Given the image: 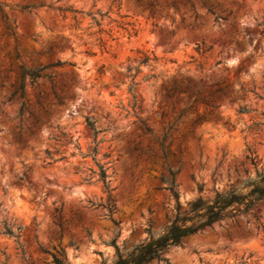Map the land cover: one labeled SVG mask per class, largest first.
<instances>
[{
	"label": "rangeland",
	"instance_id": "374dc122",
	"mask_svg": "<svg viewBox=\"0 0 264 264\" xmlns=\"http://www.w3.org/2000/svg\"><path fill=\"white\" fill-rule=\"evenodd\" d=\"M0 3L16 31L7 33L0 10V264H56L53 254L65 264H110L115 246L130 250L172 220L171 171L182 210L264 172V97L240 91L244 84L264 93V0ZM27 4L35 7L22 10ZM57 7L76 9L78 23ZM98 13L101 25L90 24L88 14ZM57 61L53 83L24 79L22 99V66ZM218 80L233 100L209 107L204 100ZM240 105L249 112L238 113ZM87 116L103 130L96 159L108 168L111 214L97 206L106 198L97 164L80 154L94 146ZM164 134L167 159L156 139ZM253 212L263 227L252 215L226 218L148 264H264V202Z\"/></svg>",
	"mask_w": 264,
	"mask_h": 264
},
{
	"label": "trees",
	"instance_id": "16d2710c",
	"mask_svg": "<svg viewBox=\"0 0 264 264\" xmlns=\"http://www.w3.org/2000/svg\"><path fill=\"white\" fill-rule=\"evenodd\" d=\"M45 4H40V6H44ZM204 6L208 9L209 12L216 16V19L222 18L218 14L214 13L210 6L206 2H204ZM35 5H24L21 6V9L31 10ZM49 8H53L51 5H48ZM58 11H60L63 15V18H67V13H71L72 17L77 21L76 13L78 12L76 9L72 7H57ZM0 10L2 12V16L4 19L5 29L7 33L11 36H16L15 26L9 22V18L3 12V6L0 3ZM90 16L91 22L90 24L100 26L101 20L105 14L98 13L96 14H88ZM14 23V22H13ZM197 49L202 52L205 50L198 45ZM147 59H144L141 63L145 62ZM62 62L57 61L54 63L42 64L35 66H22L21 68V83L19 85L18 91H20V96L24 99L25 95V84L24 79L28 77L32 83L36 82L39 78H46L51 83H53L54 79V67L61 66ZM48 69H52L51 72H46ZM138 72V69H137ZM137 84L134 82V75H131V82L129 85L130 91L133 93L134 98L135 95V86ZM53 86V85H52ZM187 89H191L189 86ZM176 87H173L171 90H168V95L171 93L174 94ZM199 89L195 92V94L199 93ZM240 91L243 96H246L248 92H252L259 98L264 97V93L262 95H258L255 87H246L244 84L240 86ZM54 96L58 101V104H63V96L56 94L54 92ZM210 100H204L205 104L209 107H219L216 104L217 100H229L232 101L229 84L225 82V80H218L212 84V90L209 93ZM192 98V97H190ZM197 99L194 100L196 102ZM38 104L41 106L43 112L46 115H50V110L47 106H44L43 103L38 99ZM27 110L25 101L23 100L21 105V111ZM238 113H247L249 109L245 106H239L237 109ZM262 118L259 121V124L264 126V113H261ZM87 126L92 130L94 136V146L92 151L87 153L81 152L82 157L91 156L92 159L98 166V171L93 172L97 176V180L102 183L104 192L106 193V198L103 203L97 204V206H102L105 208L109 214L115 211L116 202L114 195L112 193L113 188L111 187V180L108 175V168L106 163H101L96 159V155L98 153L99 144L103 141V139L98 140V135L103 131L102 129H98L96 126V121L87 116L85 118ZM34 124H41V119L37 116H34ZM144 129L151 133V130L144 126ZM61 135L66 136L64 132ZM56 140L59 138L54 137ZM159 142V146L162 152L163 158L167 159L170 150L166 149V134L163 135L162 138H156ZM47 152V157L52 158L49 151ZM55 160L49 162L52 164ZM179 163L181 161L179 160ZM177 171H171L172 180H165L168 183V189L170 190L172 196L176 199V212L168 224V226L164 229V231L157 236L149 235L146 239L141 241L140 243L134 245L130 250L121 249L118 246H115L116 251V259L110 264H148L153 260L157 261H165L164 253L169 250L171 247L181 246L186 238L191 235L197 234L203 231L207 227H212L215 223H218L226 218H234L239 214L244 216L252 215L259 226H262L260 222V218L254 214L253 209L259 202H264V172H258L256 177L253 179L245 180L241 187H232L227 191L216 192L211 198H198L192 202H190L185 210L181 209V204L179 203V195L176 190L175 184V174ZM93 177V176H92ZM92 177L86 178V181H91ZM57 212V225L62 227V215L61 209L55 208ZM263 227V226H262ZM4 233L13 236L16 239L19 238V235L14 232V230L9 227L6 223H4ZM20 229V228H19ZM53 260L56 264H65V258L58 257L53 254Z\"/></svg>",
	"mask_w": 264,
	"mask_h": 264
}]
</instances>
